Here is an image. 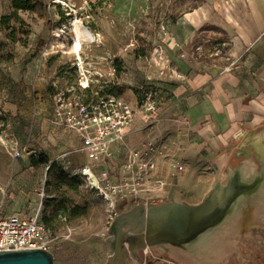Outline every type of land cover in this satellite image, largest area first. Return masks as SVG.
<instances>
[{
	"label": "rangeland",
	"instance_id": "rangeland-1",
	"mask_svg": "<svg viewBox=\"0 0 264 264\" xmlns=\"http://www.w3.org/2000/svg\"><path fill=\"white\" fill-rule=\"evenodd\" d=\"M201 1L0 0V19L3 16L10 17L7 24H0V70L4 69L9 73V69L15 68L16 64L24 69L27 62L32 63L35 59L36 64L46 65L40 71L41 74L37 67L36 74L47 80L48 94L51 91L49 81L59 82L58 76H64L63 86L73 84L75 78L71 64L75 57L68 60L59 49H55V53H45L50 48L56 30H64V42H71V24L77 20L84 30L88 29L95 36H100V43L83 49L81 57L84 68L89 71L97 70L103 75L102 80H112V92L131 104L139 106L144 101L145 118L139 120L136 126L138 131L132 134L131 141L144 135H154L165 144L167 158L161 160L158 171L168 185L160 192L147 193L146 198H150L148 202L198 204L217 184H225L228 181L227 176L233 175L236 169L246 163H252L254 171L256 168L252 158L235 157V140L220 144L211 139L212 146L208 149L197 142L189 143L188 136L179 127L184 123L185 113L189 111L186 104L188 99L202 100L212 97L205 86L192 93L194 89L184 84L187 81L172 72L171 64L174 60L165 58L170 51L168 37L172 22L178 15L190 11ZM227 42L228 38L220 28L210 25L204 27L179 49L180 68L186 70L189 61L198 70H211L212 76L232 73L240 59L231 57L233 64H230L226 58L229 56ZM216 49H219V53ZM156 50H159L158 54L155 53ZM255 52L264 59V34ZM229 66H232V70L225 71ZM2 78L5 90L8 91L16 77ZM48 98L51 102V97ZM139 112L140 110L137 116L141 117ZM253 129L263 134L264 123ZM11 158L6 151L0 150V166L11 163ZM36 159L44 158L40 155ZM85 161L86 159L83 162ZM61 163L62 160H58L50 165L43 188L44 219L54 225L56 232L62 235L49 251L53 262L104 264L108 256L105 245L107 230L115 215L136 204L145 203L129 200L114 206L109 205L85 189L79 178L63 171ZM174 163L182 167L177 178L170 176ZM199 183L203 184L200 189L196 187ZM2 196L0 193V204ZM234 229L228 221L213 232L215 234L212 239L215 244L207 251H225L228 258L217 264H264V228H253L250 235L241 240L249 253L242 258L236 257L233 251L230 252L234 242L239 240ZM154 248L149 247L147 255L139 251L138 260H146L147 264H163L162 259L183 264H205L181 258L176 260L171 253L172 249L163 250L159 246ZM155 256L160 259L156 260Z\"/></svg>",
	"mask_w": 264,
	"mask_h": 264
},
{
	"label": "crops",
	"instance_id": "crops-1",
	"mask_svg": "<svg viewBox=\"0 0 264 264\" xmlns=\"http://www.w3.org/2000/svg\"><path fill=\"white\" fill-rule=\"evenodd\" d=\"M209 25L224 32L228 38V55L240 59L230 74L212 76L211 70H198L189 61L186 70L179 66V49ZM170 28V51L165 58L174 60L172 72L187 81L184 84L194 89L192 93L205 86L212 95L209 99L187 100L189 111L185 113L184 123L179 125L188 136L187 141L209 149L211 139L220 144L237 142L246 132L262 125L264 59L255 48L264 34V0H202L190 11L178 15ZM14 66L9 73L0 70V150L12 148L17 142L21 151L19 157L11 158V163L0 166L3 190L0 208L4 214L19 213L36 205L39 194L44 192L46 171L52 163L69 160L82 166L88 162L83 152L69 153V147L80 146L77 137L47 123L51 108L48 84L42 75L36 74L37 67L41 74L46 65H38L33 59L24 69L19 64ZM3 76L16 77L8 91ZM40 155L47 163L33 166L30 157ZM80 159L86 161L80 162Z\"/></svg>",
	"mask_w": 264,
	"mask_h": 264
},
{
	"label": "built area",
	"instance_id": "built-area-1",
	"mask_svg": "<svg viewBox=\"0 0 264 264\" xmlns=\"http://www.w3.org/2000/svg\"><path fill=\"white\" fill-rule=\"evenodd\" d=\"M216 51L219 53V49ZM226 58L233 64L231 56ZM82 64L83 61L76 57L72 61L73 84L63 86L64 76L57 77L59 82L49 81L52 107L47 123L77 137L80 146L69 147V153L83 152L88 159L82 166L73 165L68 160L62 164V169L79 178L85 189L109 205L140 200L147 206L150 198H146V194L160 192L168 185L158 171L161 160L167 158L165 144L154 135L131 141L132 134L138 131L139 120L145 118L144 101L138 106L124 100L112 92V80H102L103 75L97 70L81 71ZM224 70L229 72L232 66ZM139 110L141 117L137 116ZM5 151L12 158L21 153L17 142ZM172 167L170 176L177 178L182 167L177 163ZM44 213L43 192L34 207L22 212L4 214L0 208V252L50 251L62 235L56 232L54 225L45 221ZM143 252L147 255L149 247L143 248ZM155 259L160 258L155 256ZM161 261L163 264H183L171 259ZM138 262L147 264L146 260Z\"/></svg>",
	"mask_w": 264,
	"mask_h": 264
},
{
	"label": "water",
	"instance_id": "water-1",
	"mask_svg": "<svg viewBox=\"0 0 264 264\" xmlns=\"http://www.w3.org/2000/svg\"><path fill=\"white\" fill-rule=\"evenodd\" d=\"M256 184L234 173L225 184H217L198 204L176 201L136 204L113 218L105 245L104 264H140L137 252L145 247L169 245L186 249L208 229L218 226L230 214L235 201L253 193ZM0 264H54L47 250L0 252Z\"/></svg>",
	"mask_w": 264,
	"mask_h": 264
},
{
	"label": "bare ground",
	"instance_id": "bare-ground-1",
	"mask_svg": "<svg viewBox=\"0 0 264 264\" xmlns=\"http://www.w3.org/2000/svg\"><path fill=\"white\" fill-rule=\"evenodd\" d=\"M70 30L72 32V40L69 44H66L64 42L63 37L65 31L56 30V33L53 34L50 48L45 54L48 55L50 53H55L54 50L59 49L61 50L63 56H65V58H67L68 60L73 57L82 60L81 54L84 48H88L90 45L100 43V36H95L88 29L84 30L82 25L77 20H74L72 22ZM155 53L158 54L159 50H156ZM84 70L85 68L82 64L81 71ZM262 135L264 137V133ZM236 171L237 173H239L240 178L244 179L245 181L252 180L256 174V172L254 171V165L252 163H246L240 169H236ZM232 172L233 170H231V173ZM230 177L231 174L227 176L228 179ZM196 187L200 189L203 187V184L199 183ZM0 192H3L1 188ZM228 221L231 222V225H233L235 228L234 230L236 231V233L234 232V234L236 236L238 235L239 237V240H237L238 242H234L233 248L230 252L233 251V253H235L236 257L238 258H242L244 257V255H249L241 240L248 237L253 228H264V183L260 185V187L255 192L246 194L238 198L232 205L231 212L224 219V221L218 226L208 229L206 232H204L196 242L188 245L186 249H183L185 251L171 247L169 245H162L159 247H163V250L165 248L170 250L172 249L171 253L173 257L176 258V260L185 259L191 262L198 261L205 264H217L222 259L226 261L228 258L226 257L225 251L217 250L208 252L207 250H210V246H214L213 244H215L212 239L214 238L213 235L215 234L213 232H215V230H217L219 226L228 223Z\"/></svg>",
	"mask_w": 264,
	"mask_h": 264
},
{
	"label": "flooded vegetation",
	"instance_id": "flooded-vegetation-1",
	"mask_svg": "<svg viewBox=\"0 0 264 264\" xmlns=\"http://www.w3.org/2000/svg\"><path fill=\"white\" fill-rule=\"evenodd\" d=\"M235 157H243V158L249 157L254 160V163L256 164V168H255L256 174L253 177V179L250 180L249 182L251 183L253 182L254 184H256L254 190L255 192L260 187V185L264 183V137L261 134V132L260 131L255 132L254 129H252L246 132L242 138L237 140ZM66 162L63 163L66 164ZM234 173H237V171H235ZM140 252L143 253V249L140 250Z\"/></svg>",
	"mask_w": 264,
	"mask_h": 264
},
{
	"label": "trees",
	"instance_id": "trees-1",
	"mask_svg": "<svg viewBox=\"0 0 264 264\" xmlns=\"http://www.w3.org/2000/svg\"><path fill=\"white\" fill-rule=\"evenodd\" d=\"M9 19H10V17H8V16H3V17L0 19V24H1V25H5V24H7V21H8ZM206 27H208V26H206ZM42 158H44V159L37 160L34 156H31V157H30V162H31V164H32L33 166L40 167V166L45 165V164L47 163V159H46L44 156H42Z\"/></svg>",
	"mask_w": 264,
	"mask_h": 264
}]
</instances>
